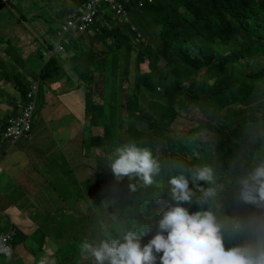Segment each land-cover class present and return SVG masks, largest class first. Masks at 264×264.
<instances>
[{
  "label": "clouds",
  "instance_id": "obj_1",
  "mask_svg": "<svg viewBox=\"0 0 264 264\" xmlns=\"http://www.w3.org/2000/svg\"><path fill=\"white\" fill-rule=\"evenodd\" d=\"M152 1L130 0L125 3L126 17L123 20L118 18L108 2H101L91 15L93 22L84 31L77 35L69 34L68 44L61 41L63 50L55 49L54 53H50L49 56L46 55V62L53 57L58 59L64 70V75L67 74V68L62 65V61H65L68 68L71 69V76H66V80L72 79V83L69 84L71 88L69 91L63 90L59 94H72L75 92L74 87L83 89L88 93H91V91L96 93V86L93 87V85L100 82V79L94 73L102 74L99 76L104 81V86L97 92L106 90L112 93L118 90L125 96L137 95L142 101L140 107L118 103L119 109L116 112L117 128H120L118 132L121 133L120 130L124 123L123 117H125L130 132L127 133L133 136H135L136 130L144 133V139L147 141L152 140V145H156L170 158H173L175 154L168 149H163L161 131L150 127L148 134H146L140 129V123L146 122L140 112L145 106H148L149 109L160 104L164 106L165 112L161 118H170L177 113L178 117L171 124H174L183 113H187L184 110H187L188 107H194V109L201 112L202 118L191 129L201 126L206 127L204 129L205 135L201 138L204 142L211 144L217 142L220 138L222 127L227 121L229 112L246 115V117H249L247 120L253 123V133L244 134L240 139H237L240 149H247L255 143L263 144L264 73L262 71H264V57L261 56L260 51H257V47L254 45L253 29L258 25L255 13H250L235 28V36L242 46L241 48H232L221 52H210L208 50L206 56L194 54L201 47V44L192 30V37L186 43L183 55L178 57L173 55L171 57L173 59L171 67L164 73L161 70V75L155 71L152 73L148 60L142 64H147L149 71L142 72L140 70L142 64L136 70L135 54L131 58L128 75L125 77L126 66L121 62L120 76L111 78V85L106 83V75L113 74L107 70H95L94 64L104 59L106 48L103 43L94 44L93 39L100 33H109L116 28L127 29L128 27L130 28L131 37L136 43L153 48L159 47V62L157 64L159 68L162 61H165L166 65L169 66V61L172 59H166L164 56L167 52L163 51L162 53L160 51L164 48L163 44L160 42L156 47L152 44L153 40H159L154 27L158 26L156 21L154 20L149 24L141 17L137 19L144 34L149 36L148 39L142 38L137 25L131 22L132 9H141L146 3ZM65 2L66 0H64ZM70 3L71 5L66 6L63 4L65 8L62 6L65 13L59 15L60 22H57L59 27L54 31L56 40L51 39L53 46L59 43L58 32L61 31L69 16L74 12L81 13L83 8L88 9L90 1L70 0ZM46 34H48V38L45 37L42 40L44 42L50 39V30ZM86 40L89 43L84 46ZM76 45L79 46L75 48ZM78 49L79 51L76 52ZM48 51L52 52L53 48L48 49ZM88 60L91 61V64L82 72L81 76H77L76 68L85 65ZM224 60L230 61L231 68L224 79L220 80L216 70L221 61ZM122 69L123 72L121 73ZM173 72L176 73L171 76ZM131 73H135V76L129 79ZM83 75L92 78V80H87L86 83L82 78ZM176 76L182 77L186 89L180 97L174 98L175 104L171 105L166 78ZM122 78L125 81H120ZM33 84L38 86V93L31 128L34 124L41 89L37 81ZM47 91L54 90L47 89ZM112 105L104 104L102 107H92L90 111L93 112V117L88 121H85L84 118L74 119L71 132L66 133L61 138L62 142L68 144L79 133L87 132L88 127L90 128L87 132L89 137L103 136L104 127L95 125L92 122L96 119L98 113L106 114ZM129 106L136 110L134 112L129 111ZM247 111L253 114L250 115ZM19 114L20 110L18 109L14 117ZM10 119H8L3 129L8 125ZM87 122H89V126L85 128ZM151 128L153 131H151ZM96 130L100 132L96 133ZM217 130L218 138L214 141ZM201 131L203 130H199L195 135ZM28 136L29 133L27 137H21L14 142L6 141L12 146L24 138H28ZM60 136L59 134V138ZM141 136L138 135V138ZM258 152L259 148L254 152L255 159H257ZM65 160L69 161V156ZM202 165L195 166L190 170L185 165H173L165 172L162 181L166 183L169 190V198L165 203L168 206L160 214L158 221L152 224V237L147 243L142 245L141 237L134 230L129 229L119 238H106L96 244L82 241L79 245L81 254L89 255L93 259V264H157V261H159V264H264L263 216L255 212V223L248 229L236 226L235 232L238 235L234 239L228 236L227 231L223 230L222 232V222L221 224L218 222L223 218L227 221L228 228L233 229L236 216L245 217V209L250 207L249 204L264 205V161L252 169L248 165H241L244 171L251 170L240 177L230 173L214 174L213 169L207 166V162H202ZM109 167L118 181L123 177L136 176L146 185L152 184L154 177L159 175L161 170L160 162L153 156L151 150L147 147H140L135 142L117 146L109 156ZM54 172L58 176L62 174L59 171ZM43 178L51 180L54 177L45 172ZM65 184L64 180H60L57 182L56 187ZM204 184L211 186L206 187ZM45 187L51 188L53 186L47 184ZM129 188L135 191V185H129ZM39 190L41 194H44L43 189ZM199 191L202 193V198L197 199V205L203 206L208 203L209 198H212L211 210L190 212L189 208L184 205H191L193 196L197 195ZM170 201L173 202L169 204ZM158 205L165 206L162 202H159ZM11 230L15 231L14 239L20 229L15 225H11L10 229L4 233ZM17 237L21 238L22 236L17 235ZM224 239L232 240L224 241ZM0 252L5 255L11 254L8 248H0ZM41 264H45V262L42 261Z\"/></svg>",
  "mask_w": 264,
  "mask_h": 264
},
{
  "label": "trees",
  "instance_id": "obj_2",
  "mask_svg": "<svg viewBox=\"0 0 264 264\" xmlns=\"http://www.w3.org/2000/svg\"><path fill=\"white\" fill-rule=\"evenodd\" d=\"M18 3L12 2L11 0H0V12L5 7L11 12V6L15 5L21 8L23 11L20 15L21 20H39L46 15V10L43 6L46 4L50 5L51 8H57L58 21L59 15L64 14L65 11H60L64 0H38L43 3L42 7H34L33 3H30L28 9H23L20 1ZM32 0H28L31 2ZM11 4V5H10ZM8 5L10 7H8ZM46 7V6H45ZM48 7V6H47ZM141 9L144 10V15L141 17L144 21L151 24L154 20L158 26L157 35L166 51V59H172L173 55L177 57L183 55L186 43L192 37L191 31H194L195 37L201 44L194 54L206 56L208 50L224 51L232 48H241L242 46L237 41L235 36V28L240 22L247 17L250 13L256 14V20L258 25L253 29V35L255 36L254 45L257 47V51H260L261 56L264 57V0H153L150 3H146ZM33 10L37 12L33 13ZM33 14V15H31ZM20 21V20H19ZM48 21H54L48 19ZM60 22V21H59ZM106 41L103 45L106 48L104 52L105 57L102 61L95 63V69L107 70L113 75L107 74L106 83L111 85V78H118L120 76V64H125V77L128 75L130 68V61L135 54V67L136 70L140 65L147 60L152 73L158 72L159 66V47L153 48L145 44L136 43L130 34V28H116L113 31L105 34ZM5 42L3 34L0 33V94L11 93L14 96L13 100H10L7 104L13 106L12 115L3 119L0 122V129L6 125L8 119L14 117L18 112V104H28L30 101L28 98L29 92L32 90L34 82H38L39 88H45L50 90H59L57 94L63 90H70V83L72 79L66 80L64 70L60 66L56 57L51 58L47 62L45 56L42 55L43 50L52 49L54 46L50 41H42L41 45H38L36 53L30 54L27 59L22 58L20 47L18 44L14 46L9 42L7 49L3 48L2 43ZM110 42V45L107 44ZM79 45H76L77 48ZM12 58V59H11ZM173 63V59L169 61V65ZM91 64V61L86 62V66ZM27 66V67H26ZM231 68L229 60L221 61L220 66L217 68V74L220 80H223L228 70ZM29 70H32V75ZM259 72V71H258ZM264 73V71H262ZM28 74H31L33 80H29ZM159 75L162 73L159 72ZM139 76V74H137ZM87 83L86 75L82 77ZM168 90L170 92V104L174 105V98L180 97L186 87L183 85L184 81L182 77H167ZM42 89H40L41 91ZM43 91V90H42ZM115 92V91H114ZM112 92V93H114ZM56 93V92H54ZM110 92L104 96L103 101H110ZM41 94L39 93L38 100ZM126 97H137V95L131 94ZM0 99H2L0 97ZM115 104L112 105L110 110L106 114L98 113L96 119L92 122L95 125H101L104 127L103 136H90L86 138V134L79 133L76 135L67 145L69 148V161H73L86 172L87 179L84 182L75 183L84 184V187L88 189V196H93L92 192L97 195L96 208L99 211L97 213V219L102 225L104 221H107L108 216H112L114 221L111 224H115L113 228H105L103 235L95 232L91 227L87 229V235L85 236L86 241L93 243L92 240H103L106 238H119L122 234L131 229L134 230L138 236L141 237L142 245L147 243L152 237L151 227L152 224L157 222L160 214L166 209L168 205H165L169 198L168 186L164 181L165 172L173 165H185L187 169H192L195 166H203L202 162H207V166H210L214 174H226L230 173L236 176L246 174L260 162L264 161V142L263 144L255 143L247 149H240L237 139H240L242 135L250 133L252 134L253 123L248 121L249 118L246 115H239L234 112H229L227 121L224 123L221 131V136L217 142L211 144L204 142L201 137H196V133L199 130H204L206 127H196L195 129H176L171 124L177 117L178 114H174L170 118H161L164 115L165 107L156 105L157 107L148 108L145 106L140 112L146 122L151 127L161 131L163 137L162 145L163 149H168L175 156L170 158L169 155L161 151L156 145H152V140L145 142L144 137L137 138L136 144L140 147H147L151 150L153 156L160 162L161 170L159 175L154 177V182L150 185H146L143 181L136 177H123L121 180H117L109 167V156L114 149L122 144L132 142H122L117 128V125H107L106 122L112 117L117 118L116 112L119 109V104L115 100ZM124 101H120L122 103ZM134 107L135 104H129ZM129 106V111H135ZM142 106V105H141ZM92 108L90 104L86 105L87 111ZM139 109V108H138ZM161 109V111H160ZM171 111L172 108H170ZM248 114L252 115V112L247 111ZM100 122L101 124H99ZM243 131L236 136L239 130ZM228 131V132H227ZM37 135L34 129V124L29 132L28 138H24L20 141L22 148L27 146L30 141L32 134ZM236 136V137H235ZM24 141V142H23ZM80 143L81 147L77 144ZM0 154L3 159L6 152L11 149L14 145L6 140H1ZM16 145V144H15ZM259 148L257 159L254 158V152ZM97 151L95 157L91 156V152ZM91 151V152H90ZM101 153V154H100ZM93 162L95 170H92L89 163ZM259 162V163H258ZM236 165V166H233ZM241 165H248L251 169L244 171ZM38 173L41 170L35 169ZM53 168L45 170L48 174L54 172ZM189 172V171H188ZM81 172L79 171V174ZM42 174V173H41ZM45 174V173H43ZM64 180L65 183L69 181L61 174L57 175L56 178L51 180L47 179L48 185L56 187L58 181ZM34 181H28L26 186L33 184ZM129 185H135V191L130 190ZM206 187L211 185L204 184ZM27 190V189H26ZM28 191V190H27ZM198 198H202V193L199 191L198 194L193 196L191 205L185 204V207L189 208L190 212L197 210H211L212 198H209L208 203L199 206L196 201ZM162 202L165 206L158 205ZM173 201H170L172 203ZM12 206L17 207V204L9 203L6 205V216L7 222H9L8 213L12 210ZM250 207L245 209V217L237 215L234 220L233 229H229L227 221L221 218L222 232L227 231L229 237L233 238L238 234L235 232V227L239 226L244 229L250 228L255 223L254 213L257 212L264 217V205H253L249 204ZM7 217V218H6ZM93 223L96 219L91 220ZM10 224V222L8 223ZM4 231L0 229V235ZM17 235H21L18 233ZM17 235L13 240L8 241V246L11 251L10 255L0 253V264H24L25 261L20 258L17 253V246L21 242V238ZM232 240V239H224ZM85 241L81 239V242ZM80 242V243H81ZM96 244V243H93ZM79 245L71 246L70 250L67 251L65 260L70 256L72 258L64 262L73 264H93V259L87 254H81ZM40 252H43V245L40 246ZM73 254V255H72ZM57 256L62 258V254L55 255L50 258V262L45 264H56ZM39 257H36L30 264H41ZM159 264V261H157Z\"/></svg>",
  "mask_w": 264,
  "mask_h": 264
},
{
  "label": "rangeland",
  "instance_id": "obj_3",
  "mask_svg": "<svg viewBox=\"0 0 264 264\" xmlns=\"http://www.w3.org/2000/svg\"><path fill=\"white\" fill-rule=\"evenodd\" d=\"M13 1L15 3L19 2L17 0H11V3ZM30 3H33L32 6L37 8L43 6V3L38 0H32L31 2H28V0L20 1V5L22 4L23 9H28L31 6ZM63 4L64 6L71 5L70 0H66V2ZM63 4L61 5L63 6ZM45 6H43V8L46 10V15H44L39 20L31 19L28 21L21 20L20 15L23 10L16 5L14 7L11 6V12L6 7L2 9L0 12V33L3 34L5 38V42L2 43L3 48L7 49L9 47V42H11L14 46H16L15 44H18L21 48L20 52L22 53V58L27 59L30 54L34 55L36 53L38 50V45H41L42 40H44L45 37L48 38V34L46 33H48L49 30L51 37L48 41L51 39L56 40L54 31L59 27V24L57 23L58 19L56 18L58 14L57 8H51L48 4ZM8 7L10 6L8 5ZM63 7L62 11L64 10ZM0 8H2V6ZM35 12L37 11L33 10V13ZM143 15V9H132L131 22L137 25L142 38L148 39L149 36L144 34V31L137 20L138 17H142ZM48 19H53L54 21L48 22ZM155 29L157 32V28ZM106 33L107 32L98 34L93 39L94 44L104 43L106 41ZM85 42L86 43L84 46H87L89 43L88 40ZM107 44L110 45V42H107ZM152 44L156 47L160 44V41L153 40ZM55 49L56 46L54 45L52 52L43 50L42 55L49 56L50 53H54ZM0 50L2 52V47H0ZM78 51L79 49L76 52ZM160 51L162 52V49H160ZM61 63L65 68H67L66 76L70 77L71 69L68 68V65L65 61H62ZM160 65L161 66L158 70V73L161 72V70L162 73H164L171 67L170 65L167 66L165 61H162ZM86 69V65L77 67V76H81L82 72H84ZM95 70H100V68ZM140 70L142 72L149 71V67L147 64H142ZM29 72L34 75L32 70H29ZM122 72L123 69L121 70V73ZM175 73L176 72H173L171 76H174ZM94 74L100 79V82L93 85V87L96 86V93L92 91L91 93H88L83 89L74 87L75 92L72 94H57L59 90L47 91V87L41 88L43 91H40L41 97L37 102L36 115L34 118V129L37 135H35V133L34 135L32 134V139L27 142L29 144L21 148L23 150L25 149L28 155L25 154V152H23L21 149L18 152L17 148H14V146L11 147V149H9L4 155V158L9 160L18 156L21 165L25 166L26 171L28 173L31 172L30 175L35 176V179L39 181L41 185L44 183L42 177L45 174L43 173H45V170H49L51 168H53L55 171L62 172V175L70 183V185L66 183L64 186L51 188L41 186L35 188V190H33V194L30 195L27 190L23 189L25 191H21L17 188H15L14 191H12V188H10L4 195L0 194V200L2 201L0 207L4 206L5 208L9 203L17 204V206L22 208L24 214L28 216L34 215L33 218L41 219L44 222L45 227L48 228L52 234L54 243L46 247V251L49 252L46 253V256L42 259V261L45 263L50 262L51 257L60 253L62 254V258L57 256V260L55 261L56 264H63L64 262L68 261V259L72 258V256H70L65 260V256L67 254L66 252L70 250L72 245L77 246L80 244L81 239L86 241V228L91 227V229H94L95 232L103 235L105 228L115 227V224H111V221H114L112 216H108L106 218L107 221H104V223L100 225L96 213V211H99L96 208V202L98 200L97 195L92 192L94 197L88 196V189L84 187V184H78V186L75 185V183H82L85 179H87L86 172L80 167L78 168V165H76V163L73 161L65 160V158L69 155V148L67 144L62 142L61 138H63L66 133L71 132L74 119L84 118L85 121H88L93 117V112L90 110L87 111L86 109V105L88 104H90L92 107H102L104 104H115V100L119 103L120 100L124 101L122 104L129 105L134 103L135 107H140L142 105V101L137 97H126L121 91L116 90L114 93L110 94V101L104 102V96L107 94V91L102 90L97 92V90H101L104 86V81L99 76L102 74ZM28 76L29 80H33L31 74H28ZM134 76L135 73H131L129 75V79L133 78ZM120 81H125V79L122 78ZM0 97L2 98L0 100L4 101L14 99V96L8 92L1 93ZM11 110L12 106L8 105L7 103L0 102V122L12 115ZM184 111L187 113H183L182 116L173 124L176 129L188 130L193 125H196V122L202 118L201 112L197 109H194V107L190 106ZM123 120L124 123L120 130L121 133L118 132L122 138V142H128L132 140V142L136 143L138 135L145 137L144 133L138 130L135 131V136L129 134V126L125 122V117H123ZM98 123L101 124L100 122ZM106 124L117 125L116 119L112 117L106 122ZM140 124V129L148 134L151 125L148 122H141ZM88 126L89 122L86 123L85 128ZM89 129L90 128L88 127L87 132ZM96 131V133L100 132L99 130ZM151 131H153L152 128ZM242 131L243 129L239 130L236 136ZM87 132H83V134H86V138L89 137ZM59 134L61 135L60 138ZM204 135L205 131L203 130L197 134L196 137H203ZM217 138L218 130L215 133L214 141H216ZM145 142H147L146 139ZM77 146L81 147V144L78 143ZM1 147L4 146L0 145V148ZM96 154V150L91 152L92 157H95ZM89 166L92 170H95V165L93 162H90ZM35 169L41 170L42 174L38 173V171ZM79 171L81 172L80 174ZM49 176L56 178L57 174L55 172H51ZM7 181L10 180L7 179ZM39 189H43L44 194H41ZM1 219L2 215H0V221ZM93 219H96L95 223L91 221ZM0 229L3 231L6 230V227L0 226ZM92 242L99 243L97 240H92ZM33 253H37L36 250H34ZM66 264H73V262Z\"/></svg>",
  "mask_w": 264,
  "mask_h": 264
},
{
  "label": "crops",
  "instance_id": "obj_4",
  "mask_svg": "<svg viewBox=\"0 0 264 264\" xmlns=\"http://www.w3.org/2000/svg\"><path fill=\"white\" fill-rule=\"evenodd\" d=\"M9 101L10 100H0L2 103H8ZM13 109L14 107L12 106L11 111H13ZM29 139L31 140L32 137ZM15 147L19 152L22 148L20 141L14 145V148ZM21 150L27 154L25 149ZM30 173L31 172L28 173L26 171L25 166L21 165L18 156L10 160L3 157V159L0 160V194L4 195L10 188H12V191H14L15 188L21 191H25L27 189L29 194H33V190H35V188L47 186L48 182L45 178L42 177L44 183L41 185L39 181L35 179V176L30 175ZM7 179L11 182L7 181ZM32 180L34 183L26 186V183ZM1 203L2 201L0 200V204ZM0 210V215H2L0 226L6 227V230H3L4 232L8 231L11 225H15L20 229L19 233L22 236V240L18 244L16 250L17 253H19L20 258L25 261L24 263L30 264L36 259V257H39L42 261V259L46 256V253L49 252L46 251V247L54 243V238L48 228L45 227L44 222L41 219L33 218L34 215L28 216L24 214L20 206H12V210H10L7 215L10 222V224H8L9 222L5 219L6 208L1 206ZM42 245L43 252H40V246ZM34 250H36L37 253H33Z\"/></svg>",
  "mask_w": 264,
  "mask_h": 264
},
{
  "label": "built area",
  "instance_id": "obj_5",
  "mask_svg": "<svg viewBox=\"0 0 264 264\" xmlns=\"http://www.w3.org/2000/svg\"><path fill=\"white\" fill-rule=\"evenodd\" d=\"M90 4L88 9H81V13L74 12L69 16L66 23L63 25L61 31L58 32L59 43L56 45L57 50H63V45L61 41L69 43L68 35L74 34L77 35L84 31L92 22V14L95 12V9L100 5L101 2H108L112 10L117 14L120 20L125 19L126 10L125 3H128L130 0H89ZM38 93V86L33 84L32 90L28 94L29 102L28 104H18L20 114L17 117L11 118L8 122V125L5 128L0 129V141L1 140H10L16 141L21 137H27L28 133L31 130L32 118L35 111L36 97ZM1 158V154H0ZM15 234L14 230L10 232L3 233L0 235V248H8V241L13 240ZM3 253V252H0Z\"/></svg>",
  "mask_w": 264,
  "mask_h": 264
}]
</instances>
